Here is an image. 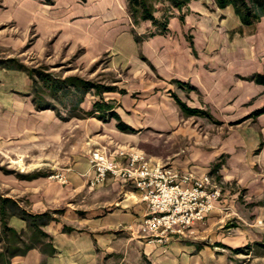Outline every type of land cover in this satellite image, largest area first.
Instances as JSON below:
<instances>
[{
	"label": "crops",
	"instance_id": "crops-1",
	"mask_svg": "<svg viewBox=\"0 0 264 264\" xmlns=\"http://www.w3.org/2000/svg\"><path fill=\"white\" fill-rule=\"evenodd\" d=\"M31 31L40 52L48 45L81 50L86 64L108 54L116 68L126 69L103 98L133 132L118 130L114 119L74 118L65 128L85 127L88 147L71 153L72 163L61 172L66 184L42 176L22 181L0 175L6 188L0 194L18 206L7 220L16 241L6 243L0 220L5 263L230 264L229 251L246 246L254 233L248 219L253 214L240 201L224 199L227 190L203 223L164 244L149 241L139 232L147 206L132 185L110 178L100 188L89 187L88 148L133 149L154 163L209 173L260 197L264 114L252 115L264 107V88L250 79L263 72L264 17L244 26L232 6L219 9L214 0H194L173 10L166 33L136 42L134 33L142 37L156 28L134 26L126 0H0V47L25 45ZM16 33L21 34L17 42ZM176 99L205 114H186ZM96 101L98 96L87 93L79 107L88 112ZM63 131L64 122L51 111L36 110L25 73L0 69V147L37 146L45 159L47 145L61 144ZM147 141L165 144L166 151L147 154ZM18 212L51 218L35 226ZM231 220L236 225L230 226Z\"/></svg>",
	"mask_w": 264,
	"mask_h": 264
},
{
	"label": "rangeland",
	"instance_id": "rangeland-1",
	"mask_svg": "<svg viewBox=\"0 0 264 264\" xmlns=\"http://www.w3.org/2000/svg\"><path fill=\"white\" fill-rule=\"evenodd\" d=\"M132 32L134 33V31ZM33 34L34 32L31 31L29 33V38L25 42V45L15 48V50L0 47V69H13L21 71L29 77V80L31 81L32 103L34 104V101H36L38 97H41L43 103L51 108L49 110L43 111H51L56 116V118L64 122L63 141L61 144L56 146L53 144H48L46 151H44L46 153L45 159L43 158L44 153L38 149L37 146L34 148L22 147L21 149L17 150H13V148L8 149L5 146L0 147V175L13 176L16 179L22 181H29L42 176L52 181L59 182L54 178L52 179L51 177L56 174H61L63 171L66 173L67 169L65 168H68V166L72 163V160L69 159L71 153L72 155H77L82 151V146H84V148L88 147L86 145L85 139V127L74 126L73 128H65V125H67L68 121L74 118L81 120H86V118L90 117L96 118L97 116H87V113L92 111L95 103L105 102L103 98L104 93L100 95L96 93L95 89H91L88 93L98 96V101L93 104L90 111L84 112L80 109L79 104H76V96L73 97L71 94L65 95V89L61 90L59 85L52 88L50 84L46 83V81L43 79L47 78L52 83L65 80L69 77H77L83 81L101 85L102 87L113 88L112 91H114L116 87L113 85L120 82L127 70H120L119 68H116L108 54L101 56L92 63L86 64L82 63L80 60L82 53L81 50H77L76 52H69V49L67 48L54 50L50 45H48V47L40 52L37 48L33 47L36 40V37H34ZM148 34L149 32L144 34V36ZM19 35L21 36V34L18 33L15 35L16 42L17 36ZM137 37L138 35L134 33L136 42H139ZM40 76H42V78H40ZM66 89H71V91H73L72 87ZM105 103L111 105V111L114 112L113 104L111 102ZM107 120H109V118ZM203 131L204 128H201V132ZM149 133L150 132H148L147 136H151ZM100 148L102 147L96 146L92 149L91 146L88 148L90 150L89 155L95 149ZM104 148L106 149V147ZM118 148L119 147H115V149ZM143 148L147 150V154L150 152L166 151L165 144L162 146H157L156 144H151L149 141L145 142ZM178 149L179 147L174 148V150ZM40 156L41 158H39ZM256 172L259 171L256 169ZM261 174H263V180L261 181L264 185V172ZM212 179L214 180L215 185H217L221 191V198L227 190L229 193H225L226 197H224V199L228 198L240 201L241 204L244 205V209L247 211L248 215L251 213L253 214L248 218L250 220L249 225H253V228H251L254 233L253 239H250L246 246L235 251H229L230 264H264V193L260 197H256V195L253 194L249 195L245 188H238L236 185L227 186L215 177ZM256 185H258V182H256ZM5 189L6 188L2 186V182H0V191L5 193ZM1 194L0 220L2 232L4 234L6 243L10 240L11 242H14L17 239V235L8 227L7 220L11 213H16V208L18 210V206L14 201L3 197ZM2 215L5 216V222L7 225L6 227L12 232L4 230L2 224ZM19 215L25 221L30 223V225L35 226L43 225L51 218L49 214L27 215L26 213L21 212ZM45 215L47 216L45 217ZM25 216L27 218L30 216H36L39 219L32 221L31 219L25 218ZM231 221L233 222L231 223L229 221L230 226L236 225V220ZM238 223L240 225L243 224L241 221H238ZM5 252H7V250H5L3 253H0V263L3 261L5 262Z\"/></svg>",
	"mask_w": 264,
	"mask_h": 264
},
{
	"label": "built area",
	"instance_id": "built-area-1",
	"mask_svg": "<svg viewBox=\"0 0 264 264\" xmlns=\"http://www.w3.org/2000/svg\"><path fill=\"white\" fill-rule=\"evenodd\" d=\"M90 188H99L108 179H120L132 185L147 214L139 232L149 241L164 244L175 235H182L216 209L221 191L209 175L193 170L178 171L170 164L152 162L140 151L105 148L95 149L89 157ZM66 183V176L51 177Z\"/></svg>",
	"mask_w": 264,
	"mask_h": 264
},
{
	"label": "trees",
	"instance_id": "trees-1",
	"mask_svg": "<svg viewBox=\"0 0 264 264\" xmlns=\"http://www.w3.org/2000/svg\"><path fill=\"white\" fill-rule=\"evenodd\" d=\"M46 4H50L51 0H43ZM194 0H127V8L130 19L134 25H139L141 23H149L151 26L156 28L155 32H150L148 35L143 37H137L138 41L142 39H147L155 36L156 34H164L167 31V26L169 22V18L172 16L173 10L181 11L186 8L190 2ZM215 5L219 9H224L228 6H232L236 16L239 17L241 23L244 26H252L256 25L261 18L264 17V0H214ZM183 16H180V21L183 22ZM42 78V76H40ZM46 83L50 84L52 88L59 85L61 90H64V94H71L73 97H77L76 104H80L85 96L91 89H95L97 94H103L105 92L112 91L113 88L102 87L101 85L93 84L87 81H83L77 77H69L65 80L59 82H50L47 78L43 79ZM257 85H260L264 88V67L263 72L261 74H255L250 79ZM182 86V85H181ZM72 87L73 91L68 90L66 88ZM70 92V93H69ZM177 104L181 108L183 112L186 114H201L205 113L197 110L188 109L183 103L179 100H176ZM37 111L49 110L51 109L48 105L43 103L41 97H38L36 101H34ZM97 113V115H96ZM264 114V107L260 110L253 113V117H258ZM87 116H97L99 120L106 121L109 119L117 120V128L122 132H133L132 129L125 126L118 118V116L111 111V105L108 103H95L92 111L87 113ZM222 165L220 161L216 165H214V171H217ZM6 202V201H4ZM47 215H45L46 217ZM25 218H27L25 216ZM27 219H31L32 221H36L39 218L36 216H30ZM2 224L4 230L10 231L6 226L5 216L2 215ZM13 234V233H11ZM239 252V251H236ZM1 264H9L2 262Z\"/></svg>",
	"mask_w": 264,
	"mask_h": 264
}]
</instances>
